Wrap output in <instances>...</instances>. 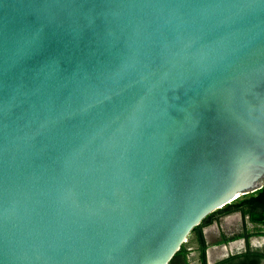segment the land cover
Listing matches in <instances>:
<instances>
[{"label":"water","instance_id":"95a60500","mask_svg":"<svg viewBox=\"0 0 264 264\" xmlns=\"http://www.w3.org/2000/svg\"><path fill=\"white\" fill-rule=\"evenodd\" d=\"M263 187L264 0H0V264H169Z\"/></svg>","mask_w":264,"mask_h":264},{"label":"trees","instance_id":"16d2710c","mask_svg":"<svg viewBox=\"0 0 264 264\" xmlns=\"http://www.w3.org/2000/svg\"><path fill=\"white\" fill-rule=\"evenodd\" d=\"M237 212L241 214L244 221V231L242 234L231 238H223V243L244 239L246 251L241 254L231 255L215 264H264V252L251 249L249 244L250 238L254 236L264 237V187L208 215L200 225L192 230L188 241L175 254L169 264H189V255L192 252L189 247L193 245L196 246V250L194 251L198 253L199 264H207L206 250L208 246L205 242L203 229L213 223H219L222 217ZM246 218L250 224L256 227L253 232L248 230Z\"/></svg>","mask_w":264,"mask_h":264},{"label":"crops","instance_id":"0c3cea01","mask_svg":"<svg viewBox=\"0 0 264 264\" xmlns=\"http://www.w3.org/2000/svg\"><path fill=\"white\" fill-rule=\"evenodd\" d=\"M237 213H239V212H237ZM233 214H235V213H233ZM233 214H230V215H227V216L223 217L224 220H225V222H226V225L228 224L229 221H231V218L230 217ZM240 216H241V214L239 215V217ZM241 218H242V216H241ZM212 231H217L218 232V234L220 236V239L219 240H217L215 242L210 240V234L212 233ZM243 231H244V225L242 226V232L239 233V234H242ZM239 234H234V233L226 234V233H223L221 231V228H220V224L219 223H213L212 225H210L208 227H205L203 229V235H204V238H205V242H206V244L208 246L207 247V250H206L207 264H215V263L218 262V260L220 258H222L225 255H227L229 257L231 255H237V254H241V253L245 252L246 251V243H245V240L244 239H237V240L232 241V242L223 243V238H229L230 236L233 237V236H236V235H239ZM230 243H231V245L234 244V246H231V252L228 253V250L230 249V248L228 249V246H229ZM214 246H218L220 248L219 251H221L222 255H221V257H219L217 259V261L215 263L214 262L213 263H210L211 261L209 262V260L212 257V251L211 250H212V248ZM232 248H234L235 251L236 250H239V251L232 252L233 251ZM189 249L192 250V252L189 255V264H199L198 262H196V257H198V253L196 251H194V250H196V246L193 245V246L189 247Z\"/></svg>","mask_w":264,"mask_h":264},{"label":"rangeland","instance_id":"374dc122","mask_svg":"<svg viewBox=\"0 0 264 264\" xmlns=\"http://www.w3.org/2000/svg\"><path fill=\"white\" fill-rule=\"evenodd\" d=\"M239 215H240L239 213H235V214L231 215V217H230L231 221H229L227 225H226L224 218L222 217L220 219V222H219L221 231L223 233H226V234H231V233L239 234V233H241L244 221L241 218V216L239 217ZM245 221H246V226H247L248 230L253 232L256 229V227L254 225L250 224L248 222L247 218L245 219ZM219 239H220V236H219L218 232L212 231V233L210 234V240L215 242ZM249 244H250L251 249L264 252V237L254 236L250 239ZM229 246H228V249L229 248L230 249L228 250V253L231 252V246H234V244L231 245V243H230ZM219 250H220V248L218 246H214L212 248V250H211L212 251V257L209 260V262L211 261L210 263L216 262L217 259L219 257H221L222 253ZM232 250H233L232 252L239 251V250L235 251L234 248H232ZM196 262H198V257H196Z\"/></svg>","mask_w":264,"mask_h":264}]
</instances>
